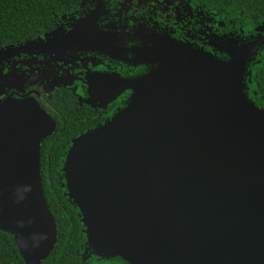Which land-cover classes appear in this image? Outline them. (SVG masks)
Wrapping results in <instances>:
<instances>
[{
	"label": "water",
	"instance_id": "95a60500",
	"mask_svg": "<svg viewBox=\"0 0 264 264\" xmlns=\"http://www.w3.org/2000/svg\"><path fill=\"white\" fill-rule=\"evenodd\" d=\"M174 44L154 41L123 105L65 152L64 195L86 250L125 264H264V110L243 82L260 43L232 70ZM20 98L0 99V228L25 264H39L56 239L39 174L49 132L35 131L48 115Z\"/></svg>",
	"mask_w": 264,
	"mask_h": 264
},
{
	"label": "flooded vegetation",
	"instance_id": "af4514ba",
	"mask_svg": "<svg viewBox=\"0 0 264 264\" xmlns=\"http://www.w3.org/2000/svg\"><path fill=\"white\" fill-rule=\"evenodd\" d=\"M61 4L44 30L13 44L17 48L0 58H6L3 75L10 77L1 75L0 98L30 97L53 121L52 130L40 141L53 133L70 141L108 120L130 92L128 82L149 67V46L163 39L160 35L221 56L208 43L213 34L255 37L249 36L254 31L227 28L211 7L195 0H61ZM261 46L264 39L256 52ZM111 83L117 88L110 98L96 91L92 96L94 88L104 93ZM79 247L82 253L84 242Z\"/></svg>",
	"mask_w": 264,
	"mask_h": 264
},
{
	"label": "trees",
	"instance_id": "16d2710c",
	"mask_svg": "<svg viewBox=\"0 0 264 264\" xmlns=\"http://www.w3.org/2000/svg\"><path fill=\"white\" fill-rule=\"evenodd\" d=\"M195 1L211 7L214 16L225 22L227 28L243 33L255 32L249 36L264 30V0ZM61 5V0H0V48L39 34L47 26L49 16L59 12ZM243 82L247 99L255 107L264 110V46L258 48L257 52L255 50L247 62ZM71 140L58 138L53 133L39 143L42 191L56 229L55 242L39 264H125L118 257H100L86 250V237L77 215L78 210L64 195L65 187L63 189L59 184L63 183L61 167ZM44 164L49 168H41ZM82 242L85 249L81 253L79 246ZM0 264H25L12 234L1 228Z\"/></svg>",
	"mask_w": 264,
	"mask_h": 264
},
{
	"label": "rangeland",
	"instance_id": "374dc122",
	"mask_svg": "<svg viewBox=\"0 0 264 264\" xmlns=\"http://www.w3.org/2000/svg\"><path fill=\"white\" fill-rule=\"evenodd\" d=\"M78 26L79 25L74 26V31L78 30ZM236 37L237 36H234V35H216V34L212 35L211 40H209L208 43H210L213 46V48L218 51V53L222 54V56L215 54V53L206 52V51L202 50L201 48H198L196 46H192L190 43H186V42L185 43L184 42H180V43L175 42L173 47L177 50V53L179 55L184 56L187 59L188 58L201 59V60H203L202 62H205L207 64L216 63L219 67L229 68L232 70V69H235L236 67H239L240 64L243 63L245 57L248 55L247 54L248 50L253 47L255 42L259 41V43H260L264 39V35L261 33L256 34L253 39H248L247 41H243V39H241V38L239 39ZM160 38L166 39L163 35H160ZM171 51L174 52L175 50L173 48H171ZM2 56H4V54ZM227 56L229 57V60L225 61ZM2 61H6V58H4L0 61V78L3 76L5 78H10L7 74L3 75ZM148 63L151 64L153 62L148 61ZM1 75H3V76H1ZM91 80H92V78L89 79V82ZM113 84L114 83H111L110 86H106L103 89L104 93L99 92V91H97V89L94 88L92 90V96L94 95V93L96 91V95L105 94L106 99L110 98L113 95V93L116 92V88H117ZM0 86H1V88L3 87V85H1V84H0ZM1 88H0V90H1ZM1 94H2V92L0 91V95ZM89 95H91V93H89ZM13 98L17 99V100H14V103H19L18 105H20V101L22 99L20 97H13ZM1 101L2 100H0V102ZM43 116L44 117L37 115V122H36V126H35V131H37V133H40L39 138L43 137L47 132L51 131L53 128L52 119L49 116H46L44 114H43ZM34 137H35V134H34V136L31 137L32 150L36 146V140H35V144H34Z\"/></svg>",
	"mask_w": 264,
	"mask_h": 264
}]
</instances>
